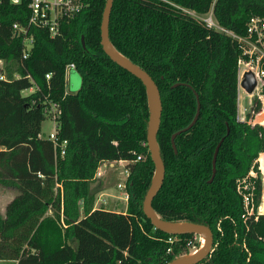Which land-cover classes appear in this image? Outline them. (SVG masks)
<instances>
[{
    "label": "trees",
    "instance_id": "16d2710c",
    "mask_svg": "<svg viewBox=\"0 0 264 264\" xmlns=\"http://www.w3.org/2000/svg\"><path fill=\"white\" fill-rule=\"evenodd\" d=\"M105 1L84 0L85 8L53 39L32 30L25 60L12 25L25 24L28 10L0 4V184L17 191L0 212V261L168 264L200 247L194 235L155 229L142 212L154 174L146 144L148 96L142 82L102 50ZM211 9L224 31L199 18ZM252 17L264 19V0H114L110 13L112 47L145 71L160 94L156 140L164 179L152 209L163 221L211 229V250L198 264H264V214L257 212L264 130L238 119L242 47L231 36H246ZM70 65L81 76L76 93L66 91ZM194 93L199 115L176 136L175 153L171 136L192 122ZM51 104L58 112L56 145L41 133ZM260 109L257 102L253 112ZM121 161L128 173L125 212L93 208L90 183L99 165Z\"/></svg>",
    "mask_w": 264,
    "mask_h": 264
},
{
    "label": "built area",
    "instance_id": "2783aa9c",
    "mask_svg": "<svg viewBox=\"0 0 264 264\" xmlns=\"http://www.w3.org/2000/svg\"><path fill=\"white\" fill-rule=\"evenodd\" d=\"M5 1L13 6L24 4L28 10V18L25 24L14 23L12 25L13 36L22 41L23 60L29 56L34 44V34L32 33V30H44L48 37L53 39L61 34L62 24L75 17L86 6L84 0H0V4ZM199 18L203 20L208 27L224 31L216 25L212 15V9L206 16ZM231 36L236 39L242 47V57L238 61V91L241 89L240 82L243 79V75L248 72L252 73L256 80V87L252 94L246 95L254 96L256 99L254 103L260 102L263 104L262 109L257 113L252 111L253 116L249 119H238L241 122H247L251 126H259L264 130V117H260L264 113V70L262 68L264 65V19L260 17L250 18L247 24L246 36ZM0 63H2L0 65V67H2L3 62L1 60ZM68 68H73V65H70ZM4 78V75L0 77V79ZM49 78L50 75H46V79ZM45 113L48 114L47 110H45ZM50 115L49 120L52 121L54 125L53 131L45 138L49 139L54 145H56L55 119L58 112L55 104L50 105ZM64 145L65 142L61 145V154H64ZM137 160L139 161L140 157H137ZM260 170L262 171L261 165ZM250 176L256 177V175L252 174V171L250 172ZM117 188L125 190V185L119 184ZM123 199L127 202L128 195L126 191L124 192ZM244 199L246 203L249 202L246 195L244 196ZM262 199L264 200L263 191L261 200Z\"/></svg>",
    "mask_w": 264,
    "mask_h": 264
},
{
    "label": "water",
    "instance_id": "95a60500",
    "mask_svg": "<svg viewBox=\"0 0 264 264\" xmlns=\"http://www.w3.org/2000/svg\"><path fill=\"white\" fill-rule=\"evenodd\" d=\"M114 0H106L105 6L102 14V20L100 25V45L102 47V50L106 56L110 58L111 61L116 63L118 66L123 68L124 70L131 73L133 76H135L137 79H139L142 84L146 88L147 96H148V106L150 111V118L148 123V129H147V136H146V144L149 151L150 159L154 166V174L151 179V184L149 189L147 190L143 201H142V212L144 216L150 220L151 224L154 226L155 229L164 232L166 234L170 235H194L198 236L199 238L205 237L206 238V244L201 249L199 247L194 252H198L196 254L191 255L192 253L181 256L179 258H175L168 264H198L199 262L203 261L207 256L209 255V252L212 247L213 242V235L211 229L202 224H193V223H177V222H166L161 220L153 211L152 209V202L155 196L157 195L159 189L161 188L163 179H164V164L160 157L159 153V147L157 144L156 136L160 125V119H161V101H160V94L159 90L152 80V78L142 69H140L138 66L132 64L130 61H128L125 57H123L121 54H119L111 45L109 41V19H110V13L112 9V4ZM81 44L82 47H84V40L83 37H81ZM182 84H175L173 87H177ZM256 87V80L252 73H245L243 75V79L240 82V88L246 93V94H252L254 89ZM195 94V93H194ZM196 100H197V108H196V114L192 120V122L187 126V128L174 133L171 136V144L174 152L176 153V146L174 143V140L177 135H179L182 132L188 131L196 122L200 105L198 101V97L195 94ZM152 101V106H151ZM223 142V139L219 142L217 145L213 160H212V176L209 180V183L212 182L214 175H215V161L216 156L219 150V147L221 143ZM174 224H183V226L179 228H175L172 225ZM191 255V256H189Z\"/></svg>",
    "mask_w": 264,
    "mask_h": 264
},
{
    "label": "rangeland",
    "instance_id": "374dc122",
    "mask_svg": "<svg viewBox=\"0 0 264 264\" xmlns=\"http://www.w3.org/2000/svg\"><path fill=\"white\" fill-rule=\"evenodd\" d=\"M206 16V15H205ZM204 17V16H202ZM2 63H0L1 65ZM66 91L69 93H76L80 89L81 76L80 73L73 69L68 68L66 72ZM35 90L34 87L22 92L23 96L30 95ZM255 97L247 96L246 93L240 89L238 94L239 105V118H249L252 115L254 106L256 105ZM263 104L261 103V109ZM264 117V113L260 116ZM53 123L50 120H45L42 123L41 133L43 137H47L53 131ZM258 168L260 171V178L262 182V191L264 193V152L261 153L257 159ZM260 165L261 169L260 170ZM256 175L255 172H252ZM127 171L125 172V165L115 163H101L95 173L93 180L90 183V189L93 191V208L105 207L110 210H126V201L124 198L123 189H118L117 186L125 185L127 180ZM17 191L14 187L0 184V212L3 214L5 208L10 200L16 195ZM125 208V209H124ZM258 214H264V200L260 202L257 210ZM195 239L200 244V238L195 236ZM192 251H195L193 248Z\"/></svg>",
    "mask_w": 264,
    "mask_h": 264
},
{
    "label": "bare ground",
    "instance_id": "6f19581e",
    "mask_svg": "<svg viewBox=\"0 0 264 264\" xmlns=\"http://www.w3.org/2000/svg\"><path fill=\"white\" fill-rule=\"evenodd\" d=\"M151 106H152V101H151ZM173 227H175V228H179V227H181V226H183V224H174V225H172ZM205 244H206V238L205 237H201L200 238V247H201V249L205 246ZM199 251V250H198ZM197 251V252H198ZM193 253L191 254V255H193V254H196L197 252H194V251H192ZM191 255H189V256H191Z\"/></svg>",
    "mask_w": 264,
    "mask_h": 264
},
{
    "label": "crops",
    "instance_id": "0c3cea01",
    "mask_svg": "<svg viewBox=\"0 0 264 264\" xmlns=\"http://www.w3.org/2000/svg\"><path fill=\"white\" fill-rule=\"evenodd\" d=\"M239 93H240V90L238 91V94ZM238 118H239V105H238ZM115 164L125 165V162L121 161V162H118V163H115ZM125 172H126V170H125ZM125 208H126V206H125ZM112 211H115V210H112ZM115 212H120V210H116ZM123 212H125V210ZM0 264H16V263L12 262V261H0Z\"/></svg>",
    "mask_w": 264,
    "mask_h": 264
}]
</instances>
